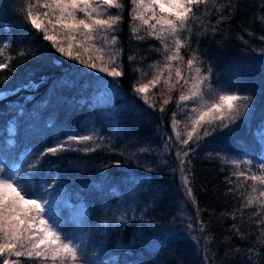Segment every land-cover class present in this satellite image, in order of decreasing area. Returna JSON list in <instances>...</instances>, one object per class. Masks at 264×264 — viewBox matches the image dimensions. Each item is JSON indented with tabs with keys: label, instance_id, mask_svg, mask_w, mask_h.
I'll return each mask as SVG.
<instances>
[{
	"label": "trees",
	"instance_id": "trees-1",
	"mask_svg": "<svg viewBox=\"0 0 264 264\" xmlns=\"http://www.w3.org/2000/svg\"><path fill=\"white\" fill-rule=\"evenodd\" d=\"M120 2L122 19L113 35L123 75L113 79L60 55L25 23L29 0H0V48L5 49L0 59L12 57L0 71V93H6L0 98L1 164L27 174L36 192L46 195L62 231L82 235L84 246L105 264H264L260 226L251 215L257 208L241 207L252 182L236 189L235 169L226 162L249 159L252 170L264 162L257 134L264 123V0H210L203 15L197 13L200 19L190 22L182 69L187 73L186 60L195 52L202 72L212 69L213 87L227 85L250 96L251 104L235 125L190 141L187 148L176 141L172 127L175 112L183 136L187 110L176 108L179 90L163 112L162 82L148 92L155 109L134 92L133 84L147 83L153 75L149 66L162 63L163 55L158 40L133 37L130 24L139 21L131 20L129 0ZM85 134L95 139L39 156L69 135ZM178 150L188 151L183 166ZM185 176L195 204L186 196ZM45 182L50 189L41 186ZM184 229L190 237L184 255L171 246L174 241L162 246Z\"/></svg>",
	"mask_w": 264,
	"mask_h": 264
},
{
	"label": "snow or ice",
	"instance_id": "snow-or-ice-1",
	"mask_svg": "<svg viewBox=\"0 0 264 264\" xmlns=\"http://www.w3.org/2000/svg\"><path fill=\"white\" fill-rule=\"evenodd\" d=\"M129 2L132 5L129 12L131 20L139 21L138 24H130L133 37L137 40L146 37L158 40L161 45L158 51L163 55L162 63L149 66L153 69V75L147 83L133 84L134 92L145 104L155 109L156 105L148 92L151 90L150 86L155 87L162 82L165 91L160 111L163 112L172 100L171 93L179 90L176 108L187 110L183 136L178 130L177 126L181 122L176 120L175 112L172 127L181 147L187 148L190 141H199L235 125L248 111L251 97L230 88L213 87L212 69L209 67L207 72H202L201 61L195 52L186 60L187 73L181 67L185 64L181 50L189 47L186 34L191 33L190 22L200 19L197 13L203 15L210 0ZM123 7L120 0H35L34 4L29 0L24 16L25 23H30L33 29L43 33V39L51 42L60 55L116 79L123 72L117 63L121 50L116 47L117 37L113 33L122 19L119 10ZM212 7L218 12L222 11L215 2ZM113 8L118 11L112 13L110 9ZM224 18L226 17H221ZM142 30L145 35H137ZM64 40L68 41L67 45L63 43ZM4 51V48H0V57L4 56ZM134 59V56H129V61ZM11 60L10 56L0 59V71L8 68ZM134 71L141 70L137 68ZM143 75L146 73H142ZM189 102L193 105L190 108ZM257 134L264 145V123L258 126ZM94 139V135L88 134L69 135L66 140L46 148L39 156H55L68 150L73 142L86 144ZM187 155L188 151H177L181 166L184 164L183 157ZM226 162L231 163L235 169L233 175L239 182L236 183V189L244 186L247 181L252 182L241 207L257 208L251 215L257 217L260 226L259 243L264 245V162L256 170H252L253 162L249 159H231ZM30 167H35V164ZM3 172V166H0V173ZM229 183L235 182L229 179ZM183 185L186 196L195 204L186 176L183 177ZM41 186L45 189L51 187L46 182ZM229 191L233 192L235 189L230 188ZM49 211L46 195L36 192L27 174L14 172L10 176H0V264H88L80 254V243L62 231L59 222L49 215ZM124 219L121 217L119 222H124ZM200 231H204L203 227ZM208 239L205 237V243Z\"/></svg>",
	"mask_w": 264,
	"mask_h": 264
},
{
	"label": "rangeland",
	"instance_id": "rangeland-1",
	"mask_svg": "<svg viewBox=\"0 0 264 264\" xmlns=\"http://www.w3.org/2000/svg\"><path fill=\"white\" fill-rule=\"evenodd\" d=\"M3 38H5V37H3ZM218 87L229 88L227 85H223V84H221ZM232 91H235V90H232ZM5 95H6V93H0V98L4 97ZM7 131H8V134L13 135L14 132H15L14 131V126L12 124H9L8 127H7ZM0 166H3V168H4V172L3 173H0V176H10L14 172H20L19 171V168L16 167V166L15 167L4 166L3 164H1V162H0ZM49 209H50L49 215L54 218L55 216H54V214H53V212H52V210H51L50 207H49ZM69 237L74 238V240L77 243H80V248H81L80 254L88 262V264H105L106 263L105 261L100 260L101 258H100V255L98 253H95V251L92 250L91 248H89L88 246H84L82 235H79L78 238H76L74 236L72 237L71 235H69ZM169 237L171 239L170 240L169 239H166V241H164L165 243L162 246H164V247L166 245L167 246H170V244H171L170 241H174L175 243H172L171 246H173L174 249L175 248H178L177 250L179 251L180 255L183 254L184 252H186V250L184 248L185 247L186 248L188 247L187 246V243H188L187 241L190 240L188 231L186 229H184L182 232H180V233H178V234H176L174 236H169ZM189 243H191V242H189ZM92 252L94 253V255H92ZM195 256L196 255L192 252L191 253V257L194 259Z\"/></svg>",
	"mask_w": 264,
	"mask_h": 264
},
{
	"label": "bare ground",
	"instance_id": "bare-ground-1",
	"mask_svg": "<svg viewBox=\"0 0 264 264\" xmlns=\"http://www.w3.org/2000/svg\"><path fill=\"white\" fill-rule=\"evenodd\" d=\"M190 231V230H189Z\"/></svg>",
	"mask_w": 264,
	"mask_h": 264
}]
</instances>
